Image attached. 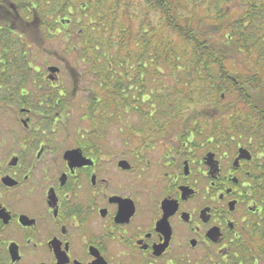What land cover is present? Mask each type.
I'll return each mask as SVG.
<instances>
[{
	"label": "flooded vegetation",
	"instance_id": "1",
	"mask_svg": "<svg viewBox=\"0 0 264 264\" xmlns=\"http://www.w3.org/2000/svg\"><path fill=\"white\" fill-rule=\"evenodd\" d=\"M2 8L0 264H264V251L251 250L262 210L247 147L214 146L203 123L179 139L157 122H97L103 92L77 80L68 91L49 66L37 75L23 58L34 39L21 48ZM227 15L237 18L241 63L258 62L246 47L262 55L264 0H240ZM131 110L144 121L159 109Z\"/></svg>",
	"mask_w": 264,
	"mask_h": 264
},
{
	"label": "trees",
	"instance_id": "2",
	"mask_svg": "<svg viewBox=\"0 0 264 264\" xmlns=\"http://www.w3.org/2000/svg\"><path fill=\"white\" fill-rule=\"evenodd\" d=\"M203 2L2 0L0 3L4 25L11 21L22 33L21 48L23 34L31 30L41 50L46 42L57 43L61 51L70 54L83 75H88L91 83L99 87L95 91L103 94H96V102L92 104L100 110L97 122L117 121L120 114L127 115L125 108L130 107L134 95L149 98L157 92L166 95L160 107L166 106L167 96L175 94L179 95L177 106L194 104L211 109L197 123L206 124L204 131L211 132L214 146L225 147L222 142L233 140L229 143L243 145L255 156L251 183L258 194L262 215L254 231L260 237V247L254 250L264 251V50L259 55L246 47L250 58L260 63L242 64L237 18L228 17L227 12L231 11L227 9L208 11L214 0H209L206 10L200 12ZM16 20L20 23L13 24ZM27 41L29 44L31 39ZM183 110L158 113L176 117L182 116ZM199 129L192 130L197 133Z\"/></svg>",
	"mask_w": 264,
	"mask_h": 264
},
{
	"label": "rangeland",
	"instance_id": "3",
	"mask_svg": "<svg viewBox=\"0 0 264 264\" xmlns=\"http://www.w3.org/2000/svg\"><path fill=\"white\" fill-rule=\"evenodd\" d=\"M208 1L209 0H204V2L201 4L200 9H199L200 12H204L206 10L205 5H208ZM239 2L240 0H233L230 3H224L222 2V0H214V2L211 4V8H209L208 11L210 10V12L212 13V12H215L216 10L221 11V10L227 9L228 11L237 12ZM24 38H26V42L28 43L27 39L33 40L35 38L34 33L30 30L29 33L26 32L25 35L23 34V41L25 43ZM55 44L46 42L44 43L45 48L41 50L35 43H32V46L34 45V47H30L31 50L26 49V54L24 55L23 58L28 59L30 55L31 62H32L31 65L34 68H36L37 75L44 74L46 72L47 66L58 67L59 69L58 79L62 83V85L66 89H68V91H70L71 87L76 85V80L80 81L79 83H82L85 87H88L89 89L99 90V87H97V85H94L91 83V80L90 78H88V75L86 74L83 75V72L81 71L82 69L74 64V62L72 61L70 57V54H67L66 52L61 51L60 45H58L57 43ZM70 72L72 75H70ZM78 85L79 84H77V87ZM79 89L76 88V90H79ZM79 91H83V90H79ZM164 94L165 93H161V92L153 93L152 96H150L149 98L147 97L146 100H141L142 97H137L136 95H134L135 96L133 97L134 99L130 100L131 102L130 107H141V106H143L144 108L156 107L159 109L158 110L159 112L165 111V110L177 112L178 110H183L185 108V110H183L185 112L183 113L182 116L174 117L175 114L173 116L172 115L162 116L161 113H158V111H151L150 114L148 113L149 114L148 116L150 117L143 121L141 118V114H138L136 110H131L129 112V115L120 114L117 118V121H114V122L116 123H119V122L135 123L139 125L140 123H143V122L152 123V121L150 120H153V119H157V120L160 119L158 123L165 125L164 131L170 129L169 130L170 132H175L177 134V138L186 139L188 131L190 129L189 127L191 125L190 119H194V121L192 122H195L196 124H198L197 123L198 120H201L202 117L204 118L206 114L211 113V109H209L205 105L195 106L193 104V105H190L191 107L184 106L183 108L181 106H177L179 95H175V94H173L174 96L172 95L167 96V99L164 100L166 101L165 102L166 106L160 107L159 103L161 104L162 98L166 96ZM83 95L84 94H81V96ZM72 101L73 103L70 106L71 113H70L69 120L71 124L76 126L79 123L78 122L79 117L82 112V109L79 107V104L82 105L83 102L79 100V95H77L76 98H74ZM155 104H158V106H156ZM163 107H167V108H163ZM177 107H180V108L175 110L174 108H177ZM82 122L86 123L85 121H82ZM194 138H198L197 135H195ZM251 248L254 250V248L256 247L253 246Z\"/></svg>",
	"mask_w": 264,
	"mask_h": 264
},
{
	"label": "water",
	"instance_id": "4",
	"mask_svg": "<svg viewBox=\"0 0 264 264\" xmlns=\"http://www.w3.org/2000/svg\"><path fill=\"white\" fill-rule=\"evenodd\" d=\"M48 71L49 74H56L58 72V68L56 66H49ZM244 155H246L247 158L249 157L247 151L243 148H240L238 157H244Z\"/></svg>",
	"mask_w": 264,
	"mask_h": 264
}]
</instances>
